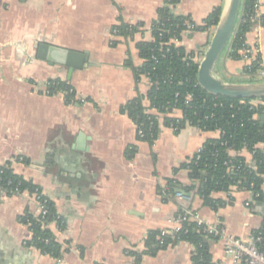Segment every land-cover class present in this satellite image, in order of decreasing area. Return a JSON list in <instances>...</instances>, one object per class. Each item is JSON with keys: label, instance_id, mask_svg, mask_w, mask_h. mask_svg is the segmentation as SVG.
<instances>
[{"label": "crops", "instance_id": "crops-1", "mask_svg": "<svg viewBox=\"0 0 264 264\" xmlns=\"http://www.w3.org/2000/svg\"><path fill=\"white\" fill-rule=\"evenodd\" d=\"M227 4L178 0L169 10L201 27L215 8L223 13ZM162 6L163 0H0V165L9 163L13 174L38 186L53 204L65 224L62 231L50 227L62 248L61 264H133L130 253L144 251L147 234L173 229L178 214L186 211L242 240L262 226L264 205L255 203L250 192H234L231 204L224 193L213 194L226 204L217 211L203 206L195 192L187 194L189 199L170 194L175 183L191 184L181 165L219 132L187 126L174 133L161 122L149 145L137 139L134 123L121 112L137 96L149 106L148 81L140 76L136 82L131 67L143 65L136 46L152 41L150 26ZM140 23L143 28L130 39L111 34L115 26ZM215 29L184 35L176 47L199 64ZM40 41L86 53L88 66L68 79L66 67L36 59L34 46ZM245 42H258L264 65V27L250 31ZM229 54L228 45L214 76L229 84L250 83L244 61ZM53 79L67 81L79 102L68 105L59 95H44L45 83ZM229 156L251 163L246 151H229ZM25 213L38 214L29 194L2 197L0 264H56L26 246L31 233L19 222ZM205 242L213 262L229 264L219 241ZM194 249L180 242L142 256L139 264H191Z\"/></svg>", "mask_w": 264, "mask_h": 264}, {"label": "trees", "instance_id": "trees-1", "mask_svg": "<svg viewBox=\"0 0 264 264\" xmlns=\"http://www.w3.org/2000/svg\"><path fill=\"white\" fill-rule=\"evenodd\" d=\"M256 0H242L239 20L236 24L233 36L229 43L230 59L242 60L240 51L248 49L245 36L252 31L257 23L264 27V15L254 23L251 19L255 16L254 5ZM178 0H163V6L158 9L157 20L150 26L151 42L137 44L139 58L143 60L140 68H133L135 81L140 76L148 75L152 87L146 98L149 109L162 115H170L171 111L178 110L183 119L179 123V130L185 128V124L200 128L203 132L219 131L220 136L215 140H208L180 169L188 172L191 184L187 187L175 183L169 188L170 194L182 191L185 194L195 192L202 200L205 207L217 211L226 204L220 200H214L213 194L224 193L227 196V204L232 203L234 192H250L255 203L264 205V105L258 108L248 106L250 100H233L223 97H215L203 91L196 82L198 64L185 60V51L173 45L165 46L171 39L180 41L181 34L187 24L192 26V32H203L217 25L221 13L220 8H215L204 20L201 27L195 26L189 18L174 16L169 7L175 6ZM143 24L118 25L112 28L118 37L132 38L141 31ZM130 66V64H128ZM256 67H250V72H255ZM247 73V71H246ZM46 96H60L64 103L70 105L78 103L72 86L64 80L53 79L46 82ZM189 96V100L186 98ZM264 102V99H260ZM143 98L137 96L121 108L134 125L143 132V138L137 139L152 145L158 137L159 123L154 114H145ZM243 101L244 104H240ZM261 117L263 120L261 121ZM175 123L174 119L165 118L162 121L164 127ZM178 130V132H179ZM176 132V133H178ZM262 146L263 148H260ZM229 151H246L251 156L250 165L243 157L231 158ZM230 169V171H228ZM169 186L173 183L168 181ZM175 188L178 190L175 191ZM14 190L20 193L32 194L41 189L30 181L13 174L9 163L0 165V191L5 197L14 195ZM1 201V200H0ZM49 214L44 220L35 218L25 213L19 218V222L25 225L31 233V240L26 243L29 248H35L42 254L52 258H60L61 245L56 241L47 225L56 219L53 204H46ZM182 213L178 214L181 215ZM57 228L62 231L65 224L61 219L57 220ZM262 242L258 245L260 252L264 254V215L260 230ZM208 237L202 227L195 223L185 222L181 231L175 236H160V231L147 234L144 240L142 253H130L134 257L133 264H139L142 256H155L159 251L180 242H187L194 246L191 264H221L213 262L209 253Z\"/></svg>", "mask_w": 264, "mask_h": 264}, {"label": "built area", "instance_id": "built-area-1", "mask_svg": "<svg viewBox=\"0 0 264 264\" xmlns=\"http://www.w3.org/2000/svg\"><path fill=\"white\" fill-rule=\"evenodd\" d=\"M261 9H262V3L261 0H256L255 5H254V12L255 16L251 19L252 23L256 21L261 14ZM157 20V19H156ZM260 26L258 23L253 26V30H257ZM193 33L192 32V26L187 24L185 30L182 32L181 37L184 35H189ZM112 36H117V33L115 31H112ZM179 41L176 39H171L168 43L164 44L165 46H170L173 45L176 47V44ZM248 49L242 50L239 52V54L242 56V60L244 61L245 65L243 67V74L246 75L249 79H251V82H258V81H264V65L262 64L260 60V48L258 45V42H255L254 45L252 46H247ZM185 60H190L194 62V57L193 55L186 53L185 52ZM195 63V62H194ZM255 66L256 70L255 72H250V67ZM247 71V73H246ZM143 77L146 78L148 81V86L149 89L152 87V84L149 82V77L148 75H143ZM45 83V88H46ZM47 93L45 92L44 89V95ZM189 100V96L186 98ZM240 104H244L243 101H240ZM264 105V102L261 100H250L248 102V106L250 109L252 108H258L260 106ZM146 111L145 114H154L157 117V121L159 123V132H160V124L165 118L169 119H174L175 123H171L169 126L166 128L170 129L172 132L176 133L179 130V123L183 119L182 113L180 112L181 116L180 118H174L171 116L172 112L178 111V110H173L171 111L170 115H162L159 113H156L155 110L149 109V106L145 107ZM192 127L196 129L197 131L203 132L200 128L190 126L188 123L185 124V127ZM136 127V126H135ZM181 130H179L180 132ZM158 132V133H159ZM219 132V131H216ZM136 136L139 139L143 138V132L136 127ZM220 136V132H219ZM230 171V169H228ZM27 192H22L20 193L18 190H14V195H22ZM28 194V193H27ZM34 201L37 204L38 207V214L35 218H39L41 220H44L45 217L49 214V210L46 207V204L48 203V199L42 194L41 192L35 191L32 194H29ZM4 192L0 191V200L2 197H4ZM176 197L181 199L182 196L180 194H176ZM248 206V205H247ZM57 215V214H56ZM60 219L58 215L56 216V219L50 223L49 225L46 226V228H50L52 225H54L57 228V220ZM185 222H191L197 224V226L202 227L203 232L208 236L211 237L217 241H219L222 246H223V252L224 255L229 259V264H264V254L260 252L258 245L262 242V234L260 232H255L252 234L251 237H249L247 240H242L240 238H237L230 234L226 228L222 227L221 225H210L208 223H205L202 221L199 217V215L195 212L192 211H186L182 213L181 215L177 216L175 221H174V228L171 230H162L160 231V236H175L179 231H181L182 224ZM56 264H61L60 258L56 259ZM222 264V263H221Z\"/></svg>", "mask_w": 264, "mask_h": 264}, {"label": "water", "instance_id": "water-1", "mask_svg": "<svg viewBox=\"0 0 264 264\" xmlns=\"http://www.w3.org/2000/svg\"><path fill=\"white\" fill-rule=\"evenodd\" d=\"M24 1V0H23ZM242 0H228L224 12L220 13L218 23L207 50L198 64L197 85L209 95L233 100H260L264 99V81L246 84H229L216 78L214 71L220 57L226 51L233 36L238 19ZM36 59L54 66L60 65L68 69V79L72 71L81 70L88 66L86 53H77L58 49L43 41L34 46ZM263 117H261V121ZM182 198L189 196L182 191H176Z\"/></svg>", "mask_w": 264, "mask_h": 264}, {"label": "rangeland", "instance_id": "rangeland-1", "mask_svg": "<svg viewBox=\"0 0 264 264\" xmlns=\"http://www.w3.org/2000/svg\"><path fill=\"white\" fill-rule=\"evenodd\" d=\"M250 81H252L251 79H249Z\"/></svg>", "mask_w": 264, "mask_h": 264}]
</instances>
